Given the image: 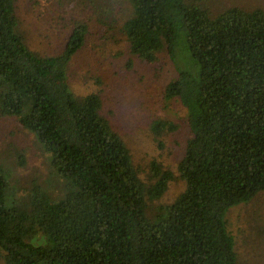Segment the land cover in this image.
<instances>
[{"label": "trees", "instance_id": "trees-1", "mask_svg": "<svg viewBox=\"0 0 264 264\" xmlns=\"http://www.w3.org/2000/svg\"><path fill=\"white\" fill-rule=\"evenodd\" d=\"M129 6L120 29L129 55L152 64L166 51L177 73L164 98L186 112L184 189L154 204L174 174L152 162L142 179L99 95L71 91L86 22L72 23L61 52L41 55L26 44L15 1L0 0V116L34 137L63 187L57 201L35 181L16 189L0 163L2 264H237L225 215L264 192V10L212 13L208 0ZM153 130L176 127L156 121Z\"/></svg>", "mask_w": 264, "mask_h": 264}, {"label": "rangeland", "instance_id": "rangeland-1", "mask_svg": "<svg viewBox=\"0 0 264 264\" xmlns=\"http://www.w3.org/2000/svg\"><path fill=\"white\" fill-rule=\"evenodd\" d=\"M14 1L26 44L41 55L61 52L72 23L86 22L85 43L68 67L69 87L76 96L99 95L101 114L126 145L142 179L152 162L174 174L176 179L154 203L170 204L184 189L177 164L189 138L186 112L178 101L164 98L166 86L177 77L166 51L158 54L152 64L129 55L120 31L130 14L129 0ZM208 1L212 13L228 7L264 10V0ZM100 20L110 27H104ZM156 121L172 123L176 130L156 134ZM0 163L10 168L16 189L35 181L53 201L62 196V184L51 174L44 149L14 118L0 116ZM225 221L234 238L237 264H264V192L249 203L230 209Z\"/></svg>", "mask_w": 264, "mask_h": 264}]
</instances>
